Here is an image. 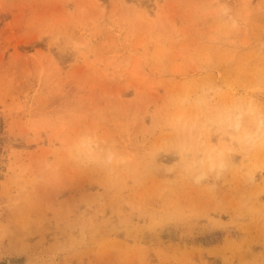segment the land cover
Returning <instances> with one entry per match:
<instances>
[{"label":"rangeland","instance_id":"obj_1","mask_svg":"<svg viewBox=\"0 0 264 264\" xmlns=\"http://www.w3.org/2000/svg\"><path fill=\"white\" fill-rule=\"evenodd\" d=\"M0 264H264V0H0Z\"/></svg>","mask_w":264,"mask_h":264},{"label":"bare ground","instance_id":"obj_2","mask_svg":"<svg viewBox=\"0 0 264 264\" xmlns=\"http://www.w3.org/2000/svg\"><path fill=\"white\" fill-rule=\"evenodd\" d=\"M239 113H236L235 112V114H234V116L236 115H238ZM238 116H240V114L238 115ZM227 119H229V116H228V118ZM237 119V118H236ZM208 122H210V120L209 121H207V123ZM237 122V121H236ZM235 122V123H236ZM206 124V123H205ZM209 124V123H208ZM239 122H237L236 124H233L234 125V127L232 128L234 131V133L233 134H235V136H236V132H237V130H238V128H239ZM196 126V120H194L193 121V123H192V125H191V127H190V129H189V134H190V136H192V134H193V128ZM203 132V131H202ZM199 133H201L200 131L198 132V135H197V137H199ZM203 134V133H202ZM202 136V135H201ZM247 136V133H244V137H246ZM203 137V136H202ZM248 137V136H247ZM246 137V138H247ZM231 138V137H230ZM234 138V137H233ZM202 139V138H201ZM88 143L90 142V141H87ZM234 142H235V140H234ZM91 143V142H90ZM233 143V142H232ZM231 143V144H232ZM225 145V144H224ZM223 145V146H224ZM204 147H206V146H204ZM208 148V147H207ZM225 149V148H224ZM228 149H229V147H228ZM228 149H226L227 150V152H228ZM212 150H214V147L213 148H211L209 151H208V153L206 154L207 156H206V160H209V164L211 165L210 166V168H212V166H213V163H212V156H213V154H212ZM203 153H204V151H203ZM211 154H212V156H211ZM220 155H221V153H220ZM226 155V154H225ZM216 156V155H215ZM224 157V156H223ZM214 158V157H213ZM217 158V157H216ZM215 158V159H216ZM222 158V157H221ZM219 164H223L221 161H219Z\"/></svg>","mask_w":264,"mask_h":264}]
</instances>
